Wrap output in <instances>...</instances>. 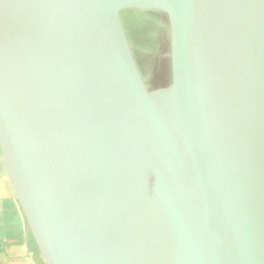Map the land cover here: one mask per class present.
Listing matches in <instances>:
<instances>
[{
	"label": "water",
	"instance_id": "water-1",
	"mask_svg": "<svg viewBox=\"0 0 264 264\" xmlns=\"http://www.w3.org/2000/svg\"><path fill=\"white\" fill-rule=\"evenodd\" d=\"M0 168L43 264H264V0H0Z\"/></svg>",
	"mask_w": 264,
	"mask_h": 264
},
{
	"label": "crops",
	"instance_id": "crops-1",
	"mask_svg": "<svg viewBox=\"0 0 264 264\" xmlns=\"http://www.w3.org/2000/svg\"><path fill=\"white\" fill-rule=\"evenodd\" d=\"M0 264H43L1 168Z\"/></svg>",
	"mask_w": 264,
	"mask_h": 264
},
{
	"label": "flooded vegetation",
	"instance_id": "flooded-vegetation-1",
	"mask_svg": "<svg viewBox=\"0 0 264 264\" xmlns=\"http://www.w3.org/2000/svg\"><path fill=\"white\" fill-rule=\"evenodd\" d=\"M136 16H144L149 20L153 19L143 24L145 29L144 36L140 37L137 42L141 45L142 40L143 46H146L142 47L141 50L148 52V54H144L145 52L141 53L140 60H138L135 55L137 64L143 77L146 76L143 73L144 71L151 72L150 80L145 78L151 87L165 84L169 80L167 24L165 20L159 16L154 17L153 15L147 14H138ZM139 32L140 31L135 33L138 34Z\"/></svg>",
	"mask_w": 264,
	"mask_h": 264
},
{
	"label": "rangeland",
	"instance_id": "rangeland-1",
	"mask_svg": "<svg viewBox=\"0 0 264 264\" xmlns=\"http://www.w3.org/2000/svg\"><path fill=\"white\" fill-rule=\"evenodd\" d=\"M155 17V16H154ZM153 19L149 20L147 17L144 16H136V15H127L125 16V25L128 31V35L131 41L132 49L135 52V55L137 56V59H141V53L145 52L142 49V47H145L146 45L143 46V42L141 40V45L138 44V40L140 37L144 36V23L148 21H152ZM156 20V19H155ZM140 31L138 34L135 32ZM137 34V35H136ZM165 34V33H164ZM144 54H148V52H145ZM146 76L144 78H148L150 80L151 72L144 71L143 72Z\"/></svg>",
	"mask_w": 264,
	"mask_h": 264
}]
</instances>
